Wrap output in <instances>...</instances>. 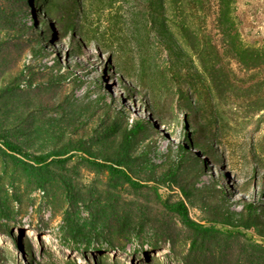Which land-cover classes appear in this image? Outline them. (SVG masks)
Masks as SVG:
<instances>
[{"label":"rangeland","instance_id":"rangeland-1","mask_svg":"<svg viewBox=\"0 0 264 264\" xmlns=\"http://www.w3.org/2000/svg\"><path fill=\"white\" fill-rule=\"evenodd\" d=\"M2 1L0 134L35 152L81 138L100 154L117 135L105 142L106 123L118 122L119 140L137 121L134 152L153 162L137 160L131 171L143 179L172 165L177 179L134 188L78 152L41 171L0 146V264H264L254 227H222L191 248L193 232L162 206L163 198H183L201 221L204 202L221 197L238 216L248 202L264 207V108L253 111L241 95L218 99L198 80L170 1ZM210 3L204 29L220 47ZM234 7L242 41L264 45V0ZM230 66L248 77L236 61ZM76 225L88 238H73Z\"/></svg>","mask_w":264,"mask_h":264},{"label":"trees","instance_id":"trees-1","mask_svg":"<svg viewBox=\"0 0 264 264\" xmlns=\"http://www.w3.org/2000/svg\"><path fill=\"white\" fill-rule=\"evenodd\" d=\"M148 1L149 3L152 2V0ZM169 1L172 8L170 22L178 31L182 41L193 51L200 66V69L195 71L198 80L207 79L218 99L227 94L241 95L248 98L250 104L254 105L253 111L264 108V45L246 44L242 41L234 20L235 0H214V20L220 37V47L212 41L211 35L204 29L209 14L210 0ZM3 9L4 3L0 0V20L5 15ZM78 9L82 17L85 18V8L78 7ZM162 33L164 32L159 31V36H162ZM82 40L87 39L82 38ZM232 60L238 63L239 68L248 74V77H236V72L230 66ZM161 123L164 124L165 122ZM141 126L139 122H134L129 129L125 128L121 131L118 140V122L114 119L106 123L101 131L105 142H111L110 138L114 133L117 135L112 147L108 150L104 148L100 154L93 152L90 144L83 139L71 137L47 152H35L22 143L0 134V146H3L10 155L36 164L41 171H45L50 162L62 163L78 152L85 154V159L92 165L107 170L112 176H120L123 181L134 188L149 182L159 184L167 180L175 181L177 169L172 165L159 175L155 174L153 170L149 177L143 179L131 171V165L137 160H143V163L148 166H151L153 162L146 151L134 152L132 137ZM214 128L216 129L215 126ZM191 138L195 146L198 143L197 134L191 135ZM182 146H184L183 143L178 144V147ZM155 189L157 190V185ZM181 189L185 196L191 192L184 184L181 185ZM159 197L161 199L160 195ZM224 201L226 200L221 197L220 204L204 202L208 217L201 221L189 214L188 206L183 198L176 200L161 199L164 209L176 213L182 223L193 232L190 240L191 248L197 245L199 235L221 232L224 230L222 227L228 232L234 229L242 230L244 234H247L245 230L254 227L257 236L261 238L264 245V207L255 202H248L244 205L247 213L238 216L234 211L228 209L227 204L222 205ZM71 232L75 240L88 238V233L77 225L72 228Z\"/></svg>","mask_w":264,"mask_h":264},{"label":"water","instance_id":"water-1","mask_svg":"<svg viewBox=\"0 0 264 264\" xmlns=\"http://www.w3.org/2000/svg\"><path fill=\"white\" fill-rule=\"evenodd\" d=\"M51 37V36H50ZM51 43L53 44V45H55L56 43L53 41V39L51 38ZM56 46V45H55ZM65 52V51H64Z\"/></svg>","mask_w":264,"mask_h":264},{"label":"bare ground","instance_id":"bare-ground-1","mask_svg":"<svg viewBox=\"0 0 264 264\" xmlns=\"http://www.w3.org/2000/svg\"><path fill=\"white\" fill-rule=\"evenodd\" d=\"M171 128V127H170ZM168 131H169V129H167ZM174 133V132H173ZM174 138H175V136H174ZM178 140H179V138H178Z\"/></svg>","mask_w":264,"mask_h":264}]
</instances>
